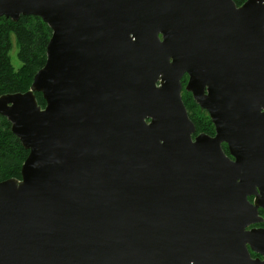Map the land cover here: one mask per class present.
Segmentation results:
<instances>
[{"label": "water", "instance_id": "water-1", "mask_svg": "<svg viewBox=\"0 0 264 264\" xmlns=\"http://www.w3.org/2000/svg\"><path fill=\"white\" fill-rule=\"evenodd\" d=\"M20 16L51 36L0 95L28 151L0 181V264H264V0H0Z\"/></svg>", "mask_w": 264, "mask_h": 264}, {"label": "trees", "instance_id": "trees-1", "mask_svg": "<svg viewBox=\"0 0 264 264\" xmlns=\"http://www.w3.org/2000/svg\"><path fill=\"white\" fill-rule=\"evenodd\" d=\"M237 6L244 0H233ZM51 36L49 27L37 16H20L17 21L0 17V95L25 92L29 89L33 75L45 62V49ZM17 44V58L21 66L15 70L9 52ZM188 79H181L184 86ZM38 104L45 101L40 93H35ZM183 103L189 118L195 125L196 133L212 134L214 127L207 112L193 100L191 93L182 90ZM225 150V149H224ZM28 151L24 150L18 138L12 134L9 121L0 115V181L20 178V167ZM252 197H249L251 200ZM263 215V210H259ZM264 227V223L257 224Z\"/></svg>", "mask_w": 264, "mask_h": 264}, {"label": "rangeland", "instance_id": "rangeland-1", "mask_svg": "<svg viewBox=\"0 0 264 264\" xmlns=\"http://www.w3.org/2000/svg\"><path fill=\"white\" fill-rule=\"evenodd\" d=\"M245 1V0H244ZM17 51H18V46L17 44H15L14 42V45H13V48L12 50H10L9 52V56H10V61L12 63V65L14 66V69L17 70L20 66H21V63L19 62L18 58H17ZM46 57V55H45ZM32 82V81H31ZM184 90V89H183ZM214 127V126H213ZM198 133H196L195 135H197ZM210 135V134H209Z\"/></svg>", "mask_w": 264, "mask_h": 264}, {"label": "flooded vegetation", "instance_id": "flooded-vegetation-1", "mask_svg": "<svg viewBox=\"0 0 264 264\" xmlns=\"http://www.w3.org/2000/svg\"><path fill=\"white\" fill-rule=\"evenodd\" d=\"M214 133H215V131L212 134H210V135L212 136V135H214ZM222 148H223V150L225 149L224 150L225 154L228 155V157H230L231 159H233V157L229 155L228 149H227V145L225 143L222 144ZM250 201H252V199ZM252 227H262V226L256 224V225H252V226L248 227V229H250ZM249 252H250L251 257H253V258H256V257L262 258L259 254H256V253H254V252H252L250 250H249Z\"/></svg>", "mask_w": 264, "mask_h": 264}]
</instances>
